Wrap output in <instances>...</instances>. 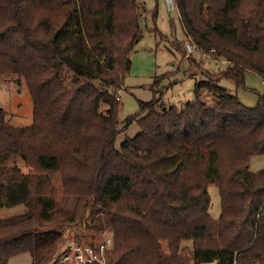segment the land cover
<instances>
[{
	"label": "trees",
	"instance_id": "obj_1",
	"mask_svg": "<svg viewBox=\"0 0 264 264\" xmlns=\"http://www.w3.org/2000/svg\"><path fill=\"white\" fill-rule=\"evenodd\" d=\"M247 2L264 0H175L184 35L228 66L181 110L138 102L126 122L139 131L116 149L117 92L142 35L136 1L0 0V80H24L33 106L27 127L0 109V208H26L0 219V264H55L84 210L111 237L105 264H264V169L247 168L264 154V95L248 108L218 85L241 87L247 72L264 82V17Z\"/></svg>",
	"mask_w": 264,
	"mask_h": 264
},
{
	"label": "rangeland",
	"instance_id": "obj_2",
	"mask_svg": "<svg viewBox=\"0 0 264 264\" xmlns=\"http://www.w3.org/2000/svg\"><path fill=\"white\" fill-rule=\"evenodd\" d=\"M135 1L139 8L138 22L142 35L130 54V70L124 78L122 88L117 92L119 133L114 144L116 149H120L122 142L133 138L139 131L135 121L126 122L129 117L137 113L138 102L155 99L158 104L181 110L186 103L195 101V83L205 80L207 74L218 77L228 66L224 62L221 63V60L224 61L222 58H218L219 62H217L211 55L207 58L199 53L186 56L182 46L185 36L178 13L175 9L168 11L163 0ZM242 7L250 11L249 14L252 16L250 18L264 17V3L247 2L243 3ZM174 42L181 44L185 55H181L173 48ZM17 80L14 76L0 80V109L7 113L10 125L27 127L32 123V101L24 80L20 79L19 83ZM218 85L225 88L228 93L236 95L240 103L248 108L255 107L259 96L264 95V82L250 72L245 74L244 85L241 87H236L231 80L223 77H219ZM213 100L206 91L202 92V102L212 105ZM105 107L102 105V109ZM17 165L23 172L29 171L22 161L18 160ZM247 168L251 172L264 169V154L251 157ZM208 186L211 199L209 214L216 219L220 215V198L213 182ZM25 212L26 208L23 205L0 208V219ZM81 216L76 224L70 225L64 232L76 231L83 242H101L100 232L107 231L104 223L98 230L94 227L95 219L89 218L88 210H84ZM181 246L191 249L188 241L182 242ZM30 262L29 255L20 254L1 264H30Z\"/></svg>",
	"mask_w": 264,
	"mask_h": 264
},
{
	"label": "built area",
	"instance_id": "obj_3",
	"mask_svg": "<svg viewBox=\"0 0 264 264\" xmlns=\"http://www.w3.org/2000/svg\"><path fill=\"white\" fill-rule=\"evenodd\" d=\"M168 11L176 10L175 0H163ZM183 48L186 56L199 53L207 58L209 54L198 51L191 38L184 35ZM214 61L219 62L215 58ZM223 61L221 60V63ZM64 232L63 242L59 248L55 264H105V257L112 245L111 237L107 232H100L101 242H83L82 237L76 231ZM66 234V235H65ZM108 235V236H107ZM82 242V243H81Z\"/></svg>",
	"mask_w": 264,
	"mask_h": 264
}]
</instances>
